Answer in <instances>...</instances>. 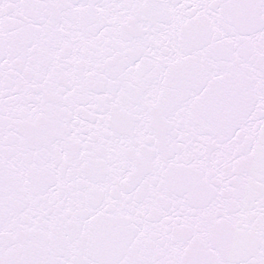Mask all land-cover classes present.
Listing matches in <instances>:
<instances>
[{
	"label": "snow or ice",
	"instance_id": "1",
	"mask_svg": "<svg viewBox=\"0 0 264 264\" xmlns=\"http://www.w3.org/2000/svg\"><path fill=\"white\" fill-rule=\"evenodd\" d=\"M0 264H264V0H0Z\"/></svg>",
	"mask_w": 264,
	"mask_h": 264
}]
</instances>
